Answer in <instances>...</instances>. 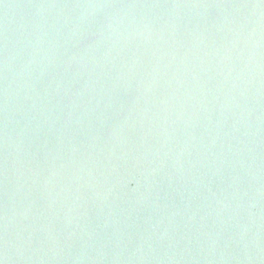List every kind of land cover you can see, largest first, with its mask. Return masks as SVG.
<instances>
[{"label":"water","instance_id":"1","mask_svg":"<svg viewBox=\"0 0 264 264\" xmlns=\"http://www.w3.org/2000/svg\"><path fill=\"white\" fill-rule=\"evenodd\" d=\"M0 264H264V0H0Z\"/></svg>","mask_w":264,"mask_h":264}]
</instances>
